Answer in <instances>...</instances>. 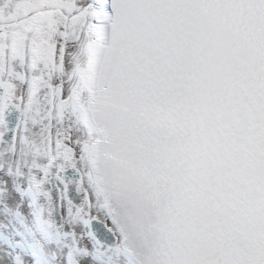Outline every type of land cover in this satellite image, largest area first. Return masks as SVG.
<instances>
[{"label": "snow or ice", "instance_id": "obj_1", "mask_svg": "<svg viewBox=\"0 0 264 264\" xmlns=\"http://www.w3.org/2000/svg\"><path fill=\"white\" fill-rule=\"evenodd\" d=\"M0 264H264V0H0Z\"/></svg>", "mask_w": 264, "mask_h": 264}]
</instances>
